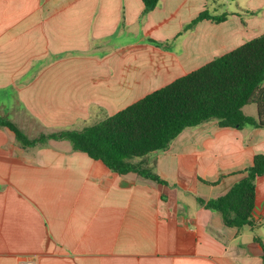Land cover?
<instances>
[{"label": "crops", "instance_id": "obj_1", "mask_svg": "<svg viewBox=\"0 0 264 264\" xmlns=\"http://www.w3.org/2000/svg\"><path fill=\"white\" fill-rule=\"evenodd\" d=\"M225 1L159 0L143 15L140 0H0V116L40 134L101 122L264 34V0L183 30ZM257 154L264 129L205 122L133 160L158 183L65 140L22 148L0 128V264H264V176L239 234L197 202L226 194Z\"/></svg>", "mask_w": 264, "mask_h": 264}, {"label": "trees", "instance_id": "obj_2", "mask_svg": "<svg viewBox=\"0 0 264 264\" xmlns=\"http://www.w3.org/2000/svg\"><path fill=\"white\" fill-rule=\"evenodd\" d=\"M140 1L143 15L151 12L159 2ZM227 18L228 14L212 15L205 9L183 30L193 29L202 20L220 23ZM249 105L255 106V117L244 113L243 108ZM209 121H215L218 128L264 129V34L82 130L41 133L29 138L15 123L2 116L0 128L12 132L22 148L50 140H65L74 151L102 162L116 174L137 173L164 183L144 163L133 160L165 151L183 130ZM239 173L244 177L226 194L206 201L197 199L204 208L218 213L223 224L238 234L253 226L256 180L264 176V154L254 155L251 164Z\"/></svg>", "mask_w": 264, "mask_h": 264}, {"label": "rangeland", "instance_id": "obj_3", "mask_svg": "<svg viewBox=\"0 0 264 264\" xmlns=\"http://www.w3.org/2000/svg\"><path fill=\"white\" fill-rule=\"evenodd\" d=\"M223 0H220V2H222ZM239 3L242 1H240V0H237ZM235 1L234 0H226L225 2H223V4H221V9H220V11H218L217 13H215V14H217V16H220V15H222V14H229L231 11H234L235 10ZM206 10H208V12L210 13V14H213L212 12H214L213 11V9H212V7H207L206 8ZM212 22V21H211ZM213 23V22H212ZM196 26V25H195ZM194 26V27H195ZM141 34H140V32L139 33H137L136 32V39L137 38H139V36H140ZM129 39H132V35L129 37ZM247 108V110L248 109H252L253 108V106H250V107H246ZM34 125V127H33V129L30 131H26L25 133L27 134V136L29 137V138H35V137H37L40 133H39V131H40V129H39V127H38V125H36V124H34V123H32V126ZM18 126V125H17Z\"/></svg>", "mask_w": 264, "mask_h": 264}, {"label": "built area", "instance_id": "obj_4", "mask_svg": "<svg viewBox=\"0 0 264 264\" xmlns=\"http://www.w3.org/2000/svg\"><path fill=\"white\" fill-rule=\"evenodd\" d=\"M19 264H35L33 259L21 260Z\"/></svg>", "mask_w": 264, "mask_h": 264}]
</instances>
